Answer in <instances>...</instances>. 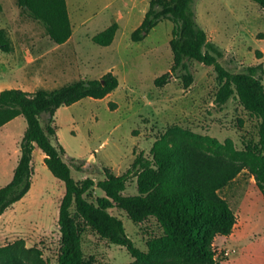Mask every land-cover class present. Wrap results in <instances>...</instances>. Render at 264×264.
Returning <instances> with one entry per match:
<instances>
[{"label": "rangeland", "instance_id": "rangeland-1", "mask_svg": "<svg viewBox=\"0 0 264 264\" xmlns=\"http://www.w3.org/2000/svg\"><path fill=\"white\" fill-rule=\"evenodd\" d=\"M128 2L132 10L125 17ZM0 3V28L7 30L13 43L11 51L0 53V89H53L80 78L101 77L109 70L120 79L119 86L105 97L87 96L56 111L59 139L67 154L85 161L84 169L78 170L69 159L76 179H103L104 166L116 174L125 172L140 153L151 156L155 140L174 125L239 149L259 141V116L246 109L237 96L217 102L219 84L213 65L193 59L194 81L189 87L174 73L168 83L155 84V78L170 71L173 64L170 39L174 22L163 19L145 39L133 41L132 31L150 0H70L72 20L86 22L62 44L53 41L44 25L28 16L17 0ZM116 6H121L123 14L121 28L111 45H100L92 37L113 23ZM195 9L199 24L225 49L219 59L228 70L240 72L248 64H264V37L260 36L264 9L259 3L196 0ZM26 126L25 117L19 115L0 127V187L13 177ZM185 148L192 163L210 164L225 178L217 194L229 201L236 214L232 232L214 238L217 257L225 264H264V196L253 173L245 164L188 145ZM32 165L30 190L0 215V245L24 239L27 245L41 248L50 264H57L65 184L48 168L38 146ZM137 192L133 177L124 193ZM94 194L104 192L95 187ZM110 210L123 219L128 234L144 250L152 238L164 233L154 216L136 222L123 208ZM82 243L86 264H123L134 259L125 246L110 243L91 229L84 232Z\"/></svg>", "mask_w": 264, "mask_h": 264}, {"label": "trees", "instance_id": "trees-1", "mask_svg": "<svg viewBox=\"0 0 264 264\" xmlns=\"http://www.w3.org/2000/svg\"><path fill=\"white\" fill-rule=\"evenodd\" d=\"M195 1L150 0L142 22L131 37L133 41H142L161 20H172L173 64L170 71L155 78V84L168 83L174 73L189 87L194 81L190 65L193 59L213 65L219 84L217 102L224 103L237 96L246 109L261 118L259 141L252 146L239 149L230 142L222 143L174 125L155 140L151 156L140 153L125 172L116 174L104 166L103 179H76L70 161L78 170L84 169L85 161L67 154L59 139L56 111L87 96L105 97L119 86L118 75L109 70L101 77L80 78L53 89L0 90V127L19 115L27 122L13 177L0 187V215L30 190L33 151L36 146L40 147L48 168L65 184L59 210L62 245L57 264H86L82 241L87 229L110 243L125 246L134 259L123 264H225L217 257L212 244L217 234H230L237 221L229 201L217 194L226 180L210 164L192 163L187 145L210 152L214 157L222 156L234 164H245L264 196V64H248L240 72L228 70L219 59L225 49L210 38L197 20ZM254 1L264 9V0ZM17 3L28 16L44 25L56 43H65L72 36L68 0H17ZM118 29V22H113L92 39L100 45H110ZM260 36L264 37V32ZM12 48L7 30L0 28V53ZM257 55L261 57L262 52L258 50ZM133 177H136L138 192L125 194ZM95 187L104 194L95 195ZM115 206L125 209L136 222L156 217L164 233L152 238L147 250L138 247L123 219L110 210ZM0 264L50 263L41 248L17 239L0 245Z\"/></svg>", "mask_w": 264, "mask_h": 264}, {"label": "crops", "instance_id": "crops-1", "mask_svg": "<svg viewBox=\"0 0 264 264\" xmlns=\"http://www.w3.org/2000/svg\"><path fill=\"white\" fill-rule=\"evenodd\" d=\"M118 1V0H117ZM130 1V0H129ZM115 4V3H114ZM113 4V5H114ZM110 5V4H109ZM112 5V6H113ZM3 7V6H2ZM68 8H69V13H70V16H72V12H71V9H70V0H68ZM3 9V8H2ZM1 9V10H2ZM78 10H80V7L78 8ZM131 10H132V7L130 6V4H129V2H128V4H127V10L125 11V17L127 16V14L130 12L131 13ZM146 11H147V9H144L143 10V13H142V15H141V17H140V20H139V24L142 22V20H143V17H144V15H145V13H146ZM122 16H123V14H121V6H116L115 7V10H114V12H113V22H118V24H119V29H118V31H117V33H116V36H117V34H118V32H119V30H120V28H121V24L119 23V22H121V20L123 19L122 18ZM71 20H72V17H71ZM72 22H73V34H72V36L70 37V39L68 40V41H66L65 43H68L72 38H73V36H74V34L76 33V32H80L81 30H82V28H83V26H84V24H85V22L86 21H84V19H79V20H77V22H75L74 20H72ZM112 24V23H111ZM138 24V25H139ZM136 28V27H135ZM134 28V29H135ZM99 32V31H98ZM116 36H115V39H116ZM115 39H114V41H115ZM113 41V42H114ZM112 42V43H113ZM111 43V44H112ZM110 44V45H111ZM113 71V70H112ZM0 90H2V89H0ZM25 90V89H24ZM15 119V118H14ZM14 119H12V120H14ZM11 120V121H12ZM10 122V121H9Z\"/></svg>", "mask_w": 264, "mask_h": 264}]
</instances>
